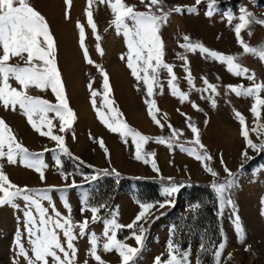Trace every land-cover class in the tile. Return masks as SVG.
I'll return each mask as SVG.
<instances>
[{
  "label": "rangeland",
  "instance_id": "1",
  "mask_svg": "<svg viewBox=\"0 0 264 264\" xmlns=\"http://www.w3.org/2000/svg\"><path fill=\"white\" fill-rule=\"evenodd\" d=\"M125 2L135 5L138 11L146 10L139 0H125ZM30 3L46 18L50 25L57 43L58 66L65 84L66 94L70 107L76 113L72 129L67 133L58 134L65 135L66 145L71 153L83 160L85 164L81 165L78 160L62 157L63 170L67 173H74L79 169L85 174H92L94 169L88 168L86 165H93L95 169L107 168L110 170L115 168L121 174L119 177L101 176L91 183L84 182L81 175H75L69 179L68 183H71V179L74 178L78 185L82 184L83 186L70 188L66 193L58 191L51 193L53 202L61 213L67 215L61 201V196L64 195L71 206L75 221H82L84 217L90 219V212L86 211L83 216L80 214L82 194L88 193L93 204L108 205L106 209L101 210L102 217L110 219L111 213L116 212L118 213V222L126 225L134 219L139 211L137 201L157 202L165 199L161 195L162 183L160 182L162 181L160 175L154 173L150 165L133 158L134 148L131 146L130 138L128 145H125L118 134L109 132L97 119L90 103V92L87 87L89 81L92 80L93 87L103 93V78L95 64L102 66L108 73L112 88L111 98L114 99L123 118L131 127L142 134L155 137L168 136L170 133L167 125L165 124V128L161 130L147 115V107L144 103L145 90L142 83L137 86L136 80L126 67V62L120 59L121 54H125L127 49L123 37L118 36L114 28L109 27L112 16L106 5H96L93 9L94 21L97 24L104 51L101 56L96 51V41L91 29L87 27L85 16L87 0H71L70 8L65 4V0H30ZM164 4L166 8L179 5L185 9L179 14L172 13L168 23L161 29L165 45V61L174 65L173 70L178 77L180 89L189 92L190 101L195 102L201 111L194 110L191 103L181 104L177 98L171 96L167 88V73L161 71L160 80L164 85V91L163 94L153 97L160 109L158 118L164 123L163 117L164 114H167V122L183 132L180 142H185L192 139V133L187 127L186 117L181 113L191 117V120L200 129L201 142L213 157L212 166L223 178L225 173L220 163L221 156L227 167L233 172H237L242 162L241 152L245 148L244 139L240 135V125L234 112L239 111L243 114L249 128L254 123L253 116L249 111L253 103L252 98H238L230 91L226 92L225 86L229 84L249 86L251 82L232 76L226 71V66L215 61L205 60L198 52L195 54L186 53L196 88L204 87L202 76L206 77L210 83L218 85L219 95L214 97L216 107L213 108L207 99L201 98L207 93L189 89L184 79L183 61L177 56L178 53L185 54L179 44L184 43L183 36L188 35L192 41L202 42L209 49L224 54H241L239 62L256 74L258 82H264V63L250 54H242V48L237 44L232 27L238 21L234 20L233 25L230 26L226 19L222 18V14L226 11L239 16V9L245 7L258 19H264V0H217L216 11L211 18L205 16V12L208 10L207 0H203L199 5L195 4V0H164ZM192 6L196 7V13H189L186 10L187 7ZM66 10L69 14L68 19H65ZM77 21L85 26V44L90 58L95 62L94 65H89L84 61L83 52L79 46ZM251 32L250 36L247 31L241 33L249 45L258 46L264 42V26L253 24ZM11 62L15 63L16 61ZM13 84L18 87L14 82ZM30 91L34 96H41L55 103V97L50 90L40 92L31 89ZM261 95L264 96V93ZM100 99L101 97H97L98 106ZM0 118H3L11 126L17 139L31 152H42L45 148L54 149L56 147L53 141L36 133L19 110L16 112L5 111L3 107H0ZM262 118H264V111H262ZM205 120L208 121L207 124L204 123ZM54 123H57L58 127V121H54ZM90 135L94 139H90ZM99 138L103 139L109 150L110 161L105 158L103 150L96 142ZM250 138L254 142H258L254 133L250 132ZM145 149L156 153L155 160L163 177H172L175 182L183 183L185 186L171 197L174 201L173 205L166 206L156 212L155 216L159 218L154 217L150 224L145 225L147 231L144 248L135 264H154L156 256L167 259L166 244L170 236V229L173 226L177 227L179 219L186 216L190 211V206L195 203L201 204V212L199 214L196 212L187 218L180 238L177 239L181 245L186 242L184 240H188L189 245L186 249L190 250L191 264H196L197 259H199V264L200 262L214 264L213 244H216L217 239L219 242L224 240L226 244L221 264H264V217L260 215L261 198H264V153L258 155L249 150V155L254 159L244 162L245 167L238 174L237 186L231 192V198L236 205L235 211L240 216L245 230L244 242L240 243L231 222L232 210L225 209L221 213L218 203L217 233H215V227L208 231L200 226V222L204 220L205 214L210 209L208 208L210 201L207 194L195 192L188 185V183H196L210 187L212 177L203 170L200 162L181 152L179 148L170 149L166 145H160L154 141L148 142ZM54 155L56 153L51 151L44 152L43 158L49 168L46 170V181L43 184L35 171L25 168L19 163L9 165L6 160L0 161V163L3 164V170L9 179L19 186L27 185L32 188H40L56 185L62 187L65 181L61 179L55 166ZM149 180L155 183H147ZM209 191L214 195L211 187ZM71 193L74 194V197ZM54 195L58 196L60 203ZM17 203L20 205L19 211L9 206H0V264H14L17 259L15 240L18 229L19 233L23 234L22 242L25 247H28L23 224V201L18 200ZM45 207H47V202H45ZM102 230V222L90 224V232L94 231L100 235ZM221 230L224 237L220 235ZM126 237L129 238L125 240ZM118 238L135 246V240L130 238L128 229L121 230ZM202 242L207 246V250L204 252L200 250ZM76 245L78 258H83L81 264H84L85 260L88 261V264H95L86 255L89 247L87 237L78 239ZM246 248L249 250L246 251ZM100 254L106 264H120V258L115 252H101ZM19 264H25V261L20 258Z\"/></svg>",
  "mask_w": 264,
  "mask_h": 264
},
{
  "label": "snow or ice",
  "instance_id": "2",
  "mask_svg": "<svg viewBox=\"0 0 264 264\" xmlns=\"http://www.w3.org/2000/svg\"><path fill=\"white\" fill-rule=\"evenodd\" d=\"M140 4L146 9L138 11L135 5H130L125 0H87L85 9L87 27L91 29L96 41L95 47L98 54H104L101 46V37L98 33L97 24L94 21L93 9L96 5H106L110 10L112 19L109 27L114 28L118 36L123 37L126 53L121 54L120 59L126 62V67L130 70L131 76L136 80L137 86L141 83L146 93L144 103L147 107V115L152 122L161 130L165 124L169 130V135L149 136L142 134L131 127L123 118V114L116 106L114 99L111 98L112 88L109 82L108 73L90 58L85 44V26L79 21L76 28L79 33V46L83 52L84 61L89 65H94L102 79L103 93L93 87L90 80L87 87L90 92V103L99 122L111 133L118 134L121 141L128 145L129 138L131 146L134 148L133 158L150 165L162 181L161 195L165 198L157 202L137 201L139 211L134 219L128 224L118 222V213H111V218H104L100 215L102 209L108 205L104 203L93 204L88 193H83L81 197V216L90 212L91 218L84 217L82 221H75L72 216V209L67 198L62 195L61 201L67 215L61 213L55 206L51 193H66L70 188L82 187L78 185L74 178L68 183L71 177L81 175L83 181L91 183L101 176L114 175L119 177L121 174L115 168L110 170L95 169L93 165H86L94 169L92 174H85L77 169L74 173H67L63 170L62 157H69L78 160L79 164L85 162L79 157H75L66 145L65 135L58 133L69 132L76 120V113L70 107L65 90V84L58 66V48L55 37L50 29L46 18L37 11L30 3V0H0V107L5 111L17 110L26 118L30 127L41 137H47L55 143L54 149L45 148L42 152H31L16 137L11 126L0 118V161H5L9 165L21 166L35 171L41 183L46 181V170L49 165L45 162L44 152H54L53 159L59 175L65 184L62 187L48 185L46 187L32 188L19 186L13 183L3 170L0 163V206H9L20 210L18 200L23 201V224L24 232L27 236L28 247L22 242V235L19 233L15 240L16 260L14 264H19L20 258L25 264H78V247L76 241L87 237L88 248L86 255L95 264H106L102 259L101 252H115L120 258V264H135L136 259L144 248L146 239V227L155 217L156 212L166 206L173 205L171 197L179 192L185 185L175 182L172 177H163L160 174L155 152L147 151L145 145L154 141L160 145H166L172 149L174 147L188 156L200 162L203 170L211 177L210 187L214 192L221 213L225 209H231V222L238 242L243 243L245 230L241 223L240 216L236 213L232 190L237 186L239 171L243 170L246 161L254 159L249 155V150L256 154L264 153V82H258L256 74L239 62L241 54H224L217 50L206 47L202 42L192 41L188 35L183 36L184 43L179 47L184 49L185 54H177L178 59L183 61L184 79L190 90L201 93L202 99H207L213 108L216 107L215 96L219 95L218 85L210 83L206 77H201L204 87L196 88L194 77L189 67V60L186 53H199L201 58L218 62L226 66V71L232 76L243 78L250 81L249 86L243 84L226 85V92L230 91L236 97L252 98L253 103L249 111L253 116L251 128L246 123V119L239 111L234 112V116L240 125V135L244 139L245 148L241 152V164L237 172L229 169L221 156L220 163L223 166L225 176L220 174L212 166L213 157L203 145L200 139V129L196 126L191 117L185 113L186 124L192 133V139L180 142L183 132L173 127L167 122V114H164V123L158 118L160 109L157 106L155 95H161L164 85L160 80L161 71L167 73V88L171 96L177 98L181 104L191 103V107L196 111H201L199 106L190 101L189 92L182 91L179 87L178 77L174 72V65L165 61V45L161 35L162 27L168 23L172 13H181L185 9L182 6L167 7L164 0H139ZM203 0H195L199 5ZM65 4L70 8L71 0H65ZM217 0H207V11L205 16L211 18L216 11ZM189 13H196V7H187ZM69 18L68 11H65V19ZM222 18L226 19L231 26L233 21H238L232 27L237 44L242 48V54H250L264 63V42L258 46L249 45L241 33L247 31L252 34L251 26L259 24L264 26V19H258L251 11L245 7L239 9V16L231 12H224ZM107 30V29H106ZM15 60V63L11 61ZM13 82L15 83L14 86ZM31 89L40 92L51 91L55 97V103L31 94ZM139 90V87H138ZM159 90V91H157ZM97 97H101L99 106ZM179 111V110H178ZM52 114V115H50ZM54 121H58L54 123ZM208 123L207 120L204 122ZM250 132L257 136L258 142L250 138ZM75 138V137H73ZM94 139L93 137H89ZM99 147L103 150L105 158L110 161V153L102 138L98 141ZM47 202V207H45ZM201 207L200 203L190 206V212L195 214ZM163 215V213H161ZM260 215L264 217V198H261ZM102 222V234L90 232V224ZM130 230V238L135 240V246L129 245L125 240L118 238L121 230ZM78 230V231H77ZM176 226L170 229V236L166 244L167 259L162 256L154 258V264H191L190 250L184 249L176 239ZM221 237L224 233L221 230ZM225 241L222 240L213 244L214 264H221L222 253L225 249ZM202 252L207 250V246L202 242L200 245ZM249 250L248 248L245 249ZM84 264H88L85 260ZM196 264H199L197 259Z\"/></svg>",
  "mask_w": 264,
  "mask_h": 264
},
{
  "label": "trees",
  "instance_id": "3",
  "mask_svg": "<svg viewBox=\"0 0 264 264\" xmlns=\"http://www.w3.org/2000/svg\"><path fill=\"white\" fill-rule=\"evenodd\" d=\"M147 183H151L154 184L155 182L152 180L147 181ZM162 183V182H160ZM188 185L192 188V190H194L195 192H199L200 194H207L209 201H210V205L208 208H210L207 211V214H205V218L202 222H200V226H202L203 228L207 229L208 231H211L212 228L215 227V233H217V222H218V216H217V211H218V207H217V202L216 199L214 197V195L209 191V186L207 185H201V184H196V183H188ZM204 191V192H203ZM198 214L201 212V209L197 211ZM193 215V213H191L190 211L188 212V214H186V216H182L177 224L176 227V239L180 238V235L182 233L184 224L187 220V218H190ZM128 233V232H126ZM184 240V239H183ZM186 242H184L181 246L186 249L189 245V242H187L188 240H184ZM219 243V239L216 240V244ZM200 264H203V262H200Z\"/></svg>",
  "mask_w": 264,
  "mask_h": 264
},
{
  "label": "bare ground",
  "instance_id": "4",
  "mask_svg": "<svg viewBox=\"0 0 264 264\" xmlns=\"http://www.w3.org/2000/svg\"><path fill=\"white\" fill-rule=\"evenodd\" d=\"M17 127H19L18 125H17ZM3 210V209H2ZM2 214V213H1ZM3 223V222H2ZM23 235V234H22ZM27 237V236H26ZM24 240V239H23ZM22 240V241H23ZM83 254V253H82ZM82 256V255H81ZM82 260H83V258L82 257H80V258H78V264H81V263H83L82 262Z\"/></svg>",
  "mask_w": 264,
  "mask_h": 264
},
{
  "label": "crops",
  "instance_id": "5",
  "mask_svg": "<svg viewBox=\"0 0 264 264\" xmlns=\"http://www.w3.org/2000/svg\"><path fill=\"white\" fill-rule=\"evenodd\" d=\"M69 195H70V194H69ZM69 195H68V197H69ZM71 195L74 197V194L71 193ZM54 196L57 198V201L60 203L58 196H57V195H54ZM74 200H75V198H74ZM75 201H76V200H75ZM77 204H78V202H77Z\"/></svg>",
  "mask_w": 264,
  "mask_h": 264
}]
</instances>
